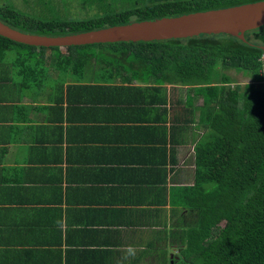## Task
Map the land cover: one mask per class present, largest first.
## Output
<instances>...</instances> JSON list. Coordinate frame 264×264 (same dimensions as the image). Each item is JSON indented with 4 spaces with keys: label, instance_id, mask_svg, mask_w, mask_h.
Masks as SVG:
<instances>
[{
    "label": "crops",
    "instance_id": "1",
    "mask_svg": "<svg viewBox=\"0 0 264 264\" xmlns=\"http://www.w3.org/2000/svg\"><path fill=\"white\" fill-rule=\"evenodd\" d=\"M7 58L0 264L173 262L204 133L196 86L108 78L95 63L28 78Z\"/></svg>",
    "mask_w": 264,
    "mask_h": 264
},
{
    "label": "trees",
    "instance_id": "2",
    "mask_svg": "<svg viewBox=\"0 0 264 264\" xmlns=\"http://www.w3.org/2000/svg\"><path fill=\"white\" fill-rule=\"evenodd\" d=\"M76 1L78 13L84 9L80 18L51 10L29 14L2 2L0 19L22 32L64 36L256 0ZM246 39L201 34L163 41L37 47L0 35V62L14 52L17 72L28 78H45L51 69L83 74L92 61L103 66L100 75L108 78L120 75L127 82L137 79L159 87L195 85L194 95L203 103L194 111L204 133L195 148L191 209L181 227L179 251L169 264H264V26L248 31ZM229 69L253 81L232 85Z\"/></svg>",
    "mask_w": 264,
    "mask_h": 264
},
{
    "label": "water",
    "instance_id": "3",
    "mask_svg": "<svg viewBox=\"0 0 264 264\" xmlns=\"http://www.w3.org/2000/svg\"><path fill=\"white\" fill-rule=\"evenodd\" d=\"M263 26L264 0H256L235 6L165 16L155 20L134 21L64 36L22 32L0 19V35L37 47H68L120 41H163L201 34H227L247 42L246 33ZM262 48L264 50V46Z\"/></svg>",
    "mask_w": 264,
    "mask_h": 264
},
{
    "label": "rangeland",
    "instance_id": "4",
    "mask_svg": "<svg viewBox=\"0 0 264 264\" xmlns=\"http://www.w3.org/2000/svg\"><path fill=\"white\" fill-rule=\"evenodd\" d=\"M2 2L12 3L19 10L29 14L31 13L38 15L41 13H47L49 10H51L53 14H55V11L68 12V14L69 12H73L74 14H76L75 17L77 18H80L84 15L83 8H81L80 13H78L79 9L77 6L79 3L76 0H0L1 4ZM91 11L92 9H90L89 14L91 13ZM8 56L10 58L9 59L10 61L16 58L14 52L9 53ZM91 63L94 64V62L92 61ZM96 68H99L98 75L104 73L103 72L104 68L102 65L98 64L96 65ZM226 73L230 76L232 85H236V84L244 85L246 83H250L253 81V79L250 76L242 72H238L234 69H229L226 71ZM263 76H264V70H263Z\"/></svg>",
    "mask_w": 264,
    "mask_h": 264
}]
</instances>
